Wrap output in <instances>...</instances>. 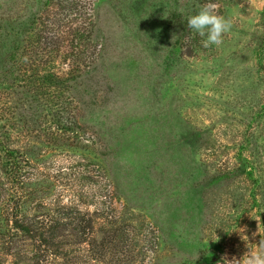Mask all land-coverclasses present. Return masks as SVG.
Returning a JSON list of instances; mask_svg holds the SVG:
<instances>
[{
    "label": "rangeland",
    "instance_id": "374dc122",
    "mask_svg": "<svg viewBox=\"0 0 264 264\" xmlns=\"http://www.w3.org/2000/svg\"><path fill=\"white\" fill-rule=\"evenodd\" d=\"M60 2L0 0V126L32 162L20 173L0 166V264L260 255L264 0H211L232 29L208 49L186 25L206 0H94L93 63L60 91L73 132L56 129L58 109L40 84L52 72L70 77L66 48L49 65L23 53L38 19L53 29L55 14L64 18Z\"/></svg>",
    "mask_w": 264,
    "mask_h": 264
},
{
    "label": "trees",
    "instance_id": "16d2710c",
    "mask_svg": "<svg viewBox=\"0 0 264 264\" xmlns=\"http://www.w3.org/2000/svg\"><path fill=\"white\" fill-rule=\"evenodd\" d=\"M58 4L61 10L60 14L63 15L64 18L58 17L56 13V20L52 23L53 29H49L44 21L38 19L31 28L29 39L25 40L26 44L23 53L28 49L26 52L28 54V59L37 60L38 62H41L43 59H49V61L47 60L44 62V64L49 65L50 63L54 64V61L61 54L60 50L66 48L63 51V58L68 62V67L71 65L70 77L64 80L60 77L59 73L52 72L42 75L40 84H43V87H47V89L49 88L44 91V94L52 100L49 101L51 108L55 107L58 109L53 112V121L54 119L57 121L56 129L60 132L63 130L65 132H73L74 128L77 127V121L71 117L69 106L67 102L60 97V91H63V89L66 88V83L64 82L72 81V77L74 79V74L77 71L89 68L93 63L95 53L92 54L90 51L92 50L95 32L93 15L94 0H63V2L61 0ZM79 16L82 18L81 23L77 22ZM61 22H65V24L62 25ZM74 25L76 26L75 28H73ZM61 27H64L65 29L68 27L70 28L67 32H64L61 31ZM38 70V68H35V71ZM37 86L38 84H36V82H33L31 85L32 95L39 94V89L41 88H37ZM53 89H58V93L55 91L53 97H49V91ZM3 104L4 103L0 101V122L4 121L3 115L1 116V114L7 110ZM4 130H6V128L0 126V166H2V169H5L6 167L11 168L10 164H12L15 168L14 172H19L21 170L19 164L20 162L22 163V161L30 168L32 162L27 155H23L19 151L8 147L7 143L9 134ZM9 174L10 173H5L6 176H9ZM20 223H22V221L17 219L16 225H19ZM17 229L22 230L29 235H38L41 230V228L32 230L31 228H26L22 225L18 226ZM42 231H40L42 235L48 233H42ZM54 232L48 234L49 239H44L46 243L49 244V241L51 242Z\"/></svg>",
    "mask_w": 264,
    "mask_h": 264
},
{
    "label": "clouds",
    "instance_id": "9594fccd",
    "mask_svg": "<svg viewBox=\"0 0 264 264\" xmlns=\"http://www.w3.org/2000/svg\"><path fill=\"white\" fill-rule=\"evenodd\" d=\"M186 25L192 35L200 38V44L205 49L220 46L224 35L232 29V21L217 13L211 0H206L198 10L188 15ZM240 230L244 229H237L239 233ZM256 248L260 251V255L249 249L239 260L233 258L230 264H264V237ZM223 264L229 262L223 261Z\"/></svg>",
    "mask_w": 264,
    "mask_h": 264
}]
</instances>
